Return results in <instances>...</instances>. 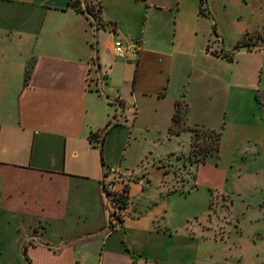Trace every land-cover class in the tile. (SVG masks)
Instances as JSON below:
<instances>
[{
	"label": "crops",
	"instance_id": "obj_1",
	"mask_svg": "<svg viewBox=\"0 0 264 264\" xmlns=\"http://www.w3.org/2000/svg\"><path fill=\"white\" fill-rule=\"evenodd\" d=\"M68 2L0 0V248L25 246L30 264H80L73 255L60 260L66 248H96V264H201L197 248L164 244L154 247L152 258L126 251L124 240L115 238L117 230H124L126 237L130 225L154 229L157 236L165 234L162 228L167 230L157 214L130 212L128 181L125 206L117 212L122 216L111 213L108 228L102 229L108 216L100 186L103 142L97 145L91 135H102L99 108L108 101L120 100L122 107L124 102L119 94L110 99L101 91L109 90L117 72L127 67L124 78L133 79V98L146 95L137 88L141 61L158 77L167 76L155 92L172 103L171 118L179 100L185 105L184 126L222 128L218 153L198 163L194 175L196 183L209 186L228 171L221 163L227 140L232 150L251 143L254 153L264 157V46L227 52L210 48L209 41H219L220 36L208 34L203 60L194 58L192 51L180 52L185 28L178 19L199 15L200 0H176L167 8L174 20L170 31L153 30V36L142 39L146 0H97V23ZM117 36L130 48L122 58L112 51ZM261 37L263 29L250 35L253 45H259ZM99 73L105 75L102 86ZM209 80L214 89L207 87ZM210 94L215 111L210 109ZM245 99L254 107L250 114ZM209 158L217 163L206 172ZM216 261L228 264L223 258Z\"/></svg>",
	"mask_w": 264,
	"mask_h": 264
},
{
	"label": "rangeland",
	"instance_id": "obj_2",
	"mask_svg": "<svg viewBox=\"0 0 264 264\" xmlns=\"http://www.w3.org/2000/svg\"><path fill=\"white\" fill-rule=\"evenodd\" d=\"M80 3L82 8L85 4L92 6L97 23V0H80ZM175 3L176 0H146L145 13L141 16V39L153 36V30L161 34L167 29L170 31L174 20L167 8ZM202 10L199 15L183 14L178 19L185 28L178 43L180 52L192 51L194 58L203 60L208 34L220 36L219 41L211 37L210 48L227 52L232 51L237 42L239 47L264 46V37L259 45H253L250 38L264 30V0H205ZM167 36L171 38L169 33ZM134 52L139 53L135 49ZM122 72H117L109 90L101 91L110 99L119 94L124 102L122 107L108 101L109 104L99 108L98 123L102 129L108 121L112 125L116 123L109 127L101 145L104 168H118L123 172V184L130 183V212H138L141 216L157 214L167 230L162 228L165 234L157 236L154 229L144 231L130 225L125 227L130 233L128 237L123 236L124 230H117L115 238L124 240L129 247L126 251L132 256L142 253L152 258L151 251L165 244L166 248H197L201 264H216L221 258L228 264H264V157L254 153L251 143L242 142L238 150H232L227 140V150L221 154V163L228 170L225 177L219 181L217 176L219 182L209 186L196 183L194 175L198 162L191 160L200 155L189 153L192 132H169L172 103L167 98L162 100L155 92L167 76L158 77L145 69L141 61L137 88L141 86L147 94H137L133 98V79L124 78L127 67ZM90 78L95 85L93 75ZM103 83L104 80L101 86ZM206 85L210 89L215 87L212 80ZM164 87L160 88L162 93L166 91ZM211 101L214 102L212 96ZM243 103L250 114L254 107L249 101L246 103V99ZM180 105L184 110V103ZM210 109L216 110L215 103ZM220 118L224 121L222 115ZM173 129L187 130L188 127L181 121ZM98 135L92 139L97 145L101 138V134ZM202 138L201 135L199 141ZM209 162L206 172L209 166L217 163L214 158H209ZM105 207L108 216L102 229L108 228L111 218V206ZM150 223L154 226L153 221ZM154 242L159 244L156 246ZM0 249V264H30L25 246ZM98 251L96 248H66L60 260L73 255L80 264H96ZM210 253L213 257H209ZM37 264L45 263L39 261Z\"/></svg>",
	"mask_w": 264,
	"mask_h": 264
},
{
	"label": "trees",
	"instance_id": "obj_3",
	"mask_svg": "<svg viewBox=\"0 0 264 264\" xmlns=\"http://www.w3.org/2000/svg\"><path fill=\"white\" fill-rule=\"evenodd\" d=\"M205 0H200V8H199V13H203L202 6L204 4ZM68 5L73 7L75 10L80 11L82 13H86L87 15L91 16L94 20V12L92 6H89L88 4L84 5V8L81 7L80 0H69ZM101 6L100 4L98 5V11L100 13ZM109 27L113 29V24L110 23ZM238 43V42H237ZM235 44L234 49H237L239 47L238 44ZM208 48V47H207ZM228 59H231L230 56L225 55ZM116 102V101H115ZM180 101L177 100L174 105V113L171 118V125L169 127V132L171 134H178L182 129H173V126L176 125L178 126L179 123L182 121V115L184 113V110H182ZM117 104H121V101L119 100ZM113 125H116L114 123ZM111 122H108L106 126L102 129V135L99 141V144L103 142L104 136L109 129V127L113 126ZM187 130L192 132V135L190 137V149L189 153L190 154H195V155H200L194 157L191 162H204L206 158L210 155H216L219 151L220 148V138H221V131H214V130H200L199 128L193 127V128H188ZM202 135V140L199 141V137ZM93 136H95V133L91 135L92 139ZM99 154L101 156V150L99 149ZM103 162V161H102ZM125 206V200H123L121 207L123 208ZM119 218V214H117ZM26 260V257H25Z\"/></svg>",
	"mask_w": 264,
	"mask_h": 264
},
{
	"label": "built area",
	"instance_id": "obj_4",
	"mask_svg": "<svg viewBox=\"0 0 264 264\" xmlns=\"http://www.w3.org/2000/svg\"><path fill=\"white\" fill-rule=\"evenodd\" d=\"M110 30H113L112 27ZM130 48H128L119 36L112 42V51L115 57H125ZM105 77L104 74H101ZM103 76L98 75L99 84L102 83ZM123 172L115 167H106L102 172L100 186L105 198V205L111 206V213H117L122 207L123 200H126V189L123 184ZM118 214V213H117Z\"/></svg>",
	"mask_w": 264,
	"mask_h": 264
}]
</instances>
